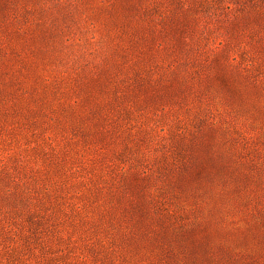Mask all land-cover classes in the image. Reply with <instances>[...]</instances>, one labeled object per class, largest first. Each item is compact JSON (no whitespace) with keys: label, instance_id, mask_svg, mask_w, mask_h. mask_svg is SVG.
Wrapping results in <instances>:
<instances>
[{"label":"rangeland","instance_id":"rangeland-1","mask_svg":"<svg viewBox=\"0 0 264 264\" xmlns=\"http://www.w3.org/2000/svg\"><path fill=\"white\" fill-rule=\"evenodd\" d=\"M0 264H264V0H0Z\"/></svg>","mask_w":264,"mask_h":264}]
</instances>
